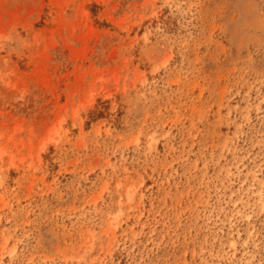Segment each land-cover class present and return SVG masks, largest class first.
I'll use <instances>...</instances> for the list:
<instances>
[{
    "label": "rangeland",
    "instance_id": "374dc122",
    "mask_svg": "<svg viewBox=\"0 0 264 264\" xmlns=\"http://www.w3.org/2000/svg\"><path fill=\"white\" fill-rule=\"evenodd\" d=\"M0 264H264V0H0Z\"/></svg>",
    "mask_w": 264,
    "mask_h": 264
}]
</instances>
